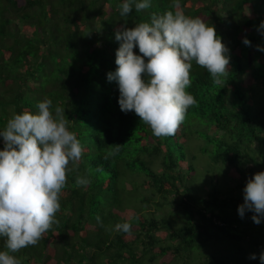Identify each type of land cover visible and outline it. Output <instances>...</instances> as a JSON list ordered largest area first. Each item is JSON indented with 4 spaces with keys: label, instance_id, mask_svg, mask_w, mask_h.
I'll use <instances>...</instances> for the list:
<instances>
[{
    "label": "trees",
    "instance_id": "1",
    "mask_svg": "<svg viewBox=\"0 0 264 264\" xmlns=\"http://www.w3.org/2000/svg\"><path fill=\"white\" fill-rule=\"evenodd\" d=\"M122 3L0 0V130L48 98L53 112L65 109L83 146L81 159L69 164L56 223L13 255L21 264H238L240 254L243 264H260L264 222L254 223L250 211L241 218L242 194L228 196L221 182L230 177L243 190L264 171V92L256 84L264 82L257 49L264 47L257 31L264 0H179L186 16L215 26L231 59L219 82L192 62L186 91L196 102L175 134L162 137L134 111L120 110L107 73L117 67L116 31L174 11L173 0H151L139 12L133 6L125 17ZM194 142L208 163L201 175L208 195L198 193ZM80 177L91 182L78 185ZM124 222L129 233L115 229ZM250 251L257 260L248 263Z\"/></svg>",
    "mask_w": 264,
    "mask_h": 264
},
{
    "label": "clouds",
    "instance_id": "2",
    "mask_svg": "<svg viewBox=\"0 0 264 264\" xmlns=\"http://www.w3.org/2000/svg\"><path fill=\"white\" fill-rule=\"evenodd\" d=\"M150 5L151 0H123L120 16L129 15L133 6L139 12ZM173 7L174 11L152 15L149 22L117 30V67L107 73V81H115L118 86L120 110L134 111L156 137L175 134L187 109L196 102L186 91L191 85L192 62L219 82L229 74L231 59L230 49L214 25L200 17L186 16L179 0H173ZM257 31L264 35V21ZM243 43L251 45L246 37ZM257 49L264 52V47L257 45ZM36 109L15 114L0 130V237L6 238L0 264H21L13 254L36 245L56 223L69 164L79 161L83 154L76 133L69 130V119L64 118L65 109L56 107L53 112L48 98ZM76 182L84 186L91 181L80 177ZM237 211L241 218L246 211L252 212L251 219L257 225L264 222V171L247 180ZM131 227L128 222L115 225L124 233ZM249 259H257L256 254ZM259 261L264 264V252Z\"/></svg>",
    "mask_w": 264,
    "mask_h": 264
},
{
    "label": "rangeland",
    "instance_id": "3",
    "mask_svg": "<svg viewBox=\"0 0 264 264\" xmlns=\"http://www.w3.org/2000/svg\"><path fill=\"white\" fill-rule=\"evenodd\" d=\"M249 62H251V59L248 60ZM257 84V91H261V92H264V82L262 81H257L256 82ZM8 110H11V108H9ZM2 112V109L0 107V113ZM203 145L205 144L204 142L202 143ZM199 145H195V142L192 144V151L193 153H196V154H199L200 157H198L196 159V173L195 175L198 176L197 178L199 179H196L197 180V188H198V193L199 194H203V195H208L210 194V189H211V186L209 185L208 183V180L206 177H203L201 175H203V173L205 172V169H206V165L208 164L206 162V160H204V158H201L202 156L200 155V151L196 149H198ZM200 177V178H199ZM221 184L224 186V191L226 192V194L228 196H232V195H241L243 196V190L241 189H238L236 186V182L233 183L232 180H230V177H224V180L221 182ZM248 243L245 242V245H247ZM254 254L252 253L251 251L249 252V254L247 255L246 258H244V260L248 263H251L252 261H255V260H252V259H249V257ZM241 255L239 254L238 255V264H243V260L240 262V259H241ZM252 260V261H251ZM257 260V259H256Z\"/></svg>",
    "mask_w": 264,
    "mask_h": 264
}]
</instances>
